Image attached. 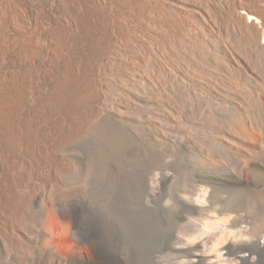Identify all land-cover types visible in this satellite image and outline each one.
I'll return each instance as SVG.
<instances>
[{
  "label": "bare ground",
  "instance_id": "obj_1",
  "mask_svg": "<svg viewBox=\"0 0 264 264\" xmlns=\"http://www.w3.org/2000/svg\"><path fill=\"white\" fill-rule=\"evenodd\" d=\"M0 264H264V0H0Z\"/></svg>",
  "mask_w": 264,
  "mask_h": 264
},
{
  "label": "rangeland",
  "instance_id": "obj_2",
  "mask_svg": "<svg viewBox=\"0 0 264 264\" xmlns=\"http://www.w3.org/2000/svg\"><path fill=\"white\" fill-rule=\"evenodd\" d=\"M53 226H54L53 228H55L54 230H56V228H58V230L60 229L59 227H56L55 223L53 224ZM53 236L51 239V243H52V247L55 253L62 255V254L70 253L72 251L73 245L71 244L70 240L68 239V237L65 235L63 231L59 230L58 232L56 230ZM212 242H215V243H212ZM212 242H211V244H213L212 247L216 248L215 247L217 245L216 239L212 240Z\"/></svg>",
  "mask_w": 264,
  "mask_h": 264
}]
</instances>
